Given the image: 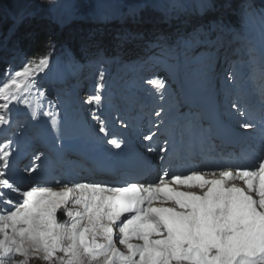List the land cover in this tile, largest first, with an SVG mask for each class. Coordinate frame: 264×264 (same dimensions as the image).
<instances>
[{
	"label": "snow or ice",
	"instance_id": "snow-or-ice-1",
	"mask_svg": "<svg viewBox=\"0 0 264 264\" xmlns=\"http://www.w3.org/2000/svg\"><path fill=\"white\" fill-rule=\"evenodd\" d=\"M242 6L235 0H172L159 5L168 12L194 8L201 17L220 13L210 21L211 31L219 33L213 43H221L229 31L224 14ZM203 31L201 26L190 36L198 42ZM47 66L45 57L0 79L4 100L0 109L6 111L13 103L29 106L20 95L35 87L36 69ZM99 78L103 79V72ZM148 83L158 90L165 87L159 79ZM92 100L99 103L101 96ZM42 114L55 125L54 112ZM33 118L38 115L33 113ZM9 121L10 115L0 113V125ZM244 127L252 125L245 123ZM99 131L107 134L103 123ZM108 143L121 146L117 139ZM11 145L12 141L0 142V167L4 169L0 171V264H9L17 256L24 257L17 264H28L30 254H42L45 261L56 264H264V154L252 167L227 166L210 174L202 169L176 172L162 168L157 181L147 183L70 182L71 186L65 184L59 190L46 186L22 189L8 178ZM8 192L17 194L19 201L8 198ZM157 201L161 206H155ZM58 210L65 219H57Z\"/></svg>",
	"mask_w": 264,
	"mask_h": 264
},
{
	"label": "rangeland",
	"instance_id": "rangeland-1",
	"mask_svg": "<svg viewBox=\"0 0 264 264\" xmlns=\"http://www.w3.org/2000/svg\"><path fill=\"white\" fill-rule=\"evenodd\" d=\"M48 1L49 0H16L17 3L13 5L11 11L18 12L20 10H23L24 11V10H27V9L33 10V9H36L37 7H42L43 2H48ZM111 1L112 0H56V3L57 4L58 3H61V8L59 9L60 10V13H58L56 20L60 16L61 17H64V18H66V17L68 18L69 15H70V11L73 10L74 8H76L77 6H87L89 8L91 6V4L94 3L96 5V9H98L100 7L107 8V6H109L111 4ZM168 1L169 0H165L166 3ZM191 2H192V0H191ZM193 2H194V0H193ZM103 10H104V8H103ZM49 13H47V14H49ZM60 21L64 22L65 19H61ZM33 25L36 26V30H39L40 31V23L39 22H37L36 24H33ZM29 27H31V26H29ZM66 28L63 27V29H64L63 30V33L59 37H57V34L56 33H54V35L52 33L53 32V29H54V31L58 29V25L57 24H55V26H52L50 32H47V33H50V35H53V38H55L59 42L58 43V46L61 45V43L63 41L62 39H64L65 36L68 35L67 34L68 32H67V29ZM31 32H32L31 33L32 35L35 34V32H33V30H31ZM55 32H57V31H55ZM134 41H138V43H144V40L143 39L134 40ZM95 45L97 46V44H95ZM96 46L92 45V49H95ZM145 59L146 58L144 57V60ZM3 65H6V63L4 62ZM3 70H5V66H3L0 69V74L3 72ZM28 264H44V263H42L40 261L34 262V259H31Z\"/></svg>",
	"mask_w": 264,
	"mask_h": 264
},
{
	"label": "trees",
	"instance_id": "trees-1",
	"mask_svg": "<svg viewBox=\"0 0 264 264\" xmlns=\"http://www.w3.org/2000/svg\"><path fill=\"white\" fill-rule=\"evenodd\" d=\"M125 2L134 5L137 2L141 3L146 0H124ZM16 0H0V19L2 20L3 17L5 16L6 12L5 9H12L13 5L16 4ZM134 3V4H132ZM43 5H46V2H43ZM94 6V3L91 4L89 8H83L82 6H77L75 10L79 11L82 9L85 10H90V8ZM43 23L44 27L47 28L49 26V21L48 20H42L40 21ZM80 26H77V24L73 25V28L70 30V36L73 35ZM4 28V27H3ZM49 40H47V37L45 35L39 36L36 40L29 39L27 36H24L23 42L19 46L20 51H27L31 53L38 54L40 52H44L46 49V46L48 44ZM22 60V59H21Z\"/></svg>",
	"mask_w": 264,
	"mask_h": 264
},
{
	"label": "bare ground",
	"instance_id": "bare-ground-1",
	"mask_svg": "<svg viewBox=\"0 0 264 264\" xmlns=\"http://www.w3.org/2000/svg\"><path fill=\"white\" fill-rule=\"evenodd\" d=\"M186 2H191V0H186ZM256 146V145H255Z\"/></svg>",
	"mask_w": 264,
	"mask_h": 264
}]
</instances>
